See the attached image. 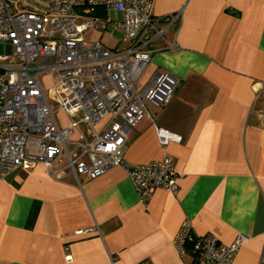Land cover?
Masks as SVG:
<instances>
[{"label":"crops","instance_id":"0c3cea01","mask_svg":"<svg viewBox=\"0 0 264 264\" xmlns=\"http://www.w3.org/2000/svg\"><path fill=\"white\" fill-rule=\"evenodd\" d=\"M171 14L177 21L153 41L139 85L168 72L176 79L173 98L161 108L147 104L150 116L129 131L122 155L133 164L169 155L177 192L157 188L144 206L120 166L94 178L68 169L53 178L42 163L17 168L0 179V264H192L172 243L185 219L223 243L245 236L232 264H259L264 0H153V17ZM157 127L181 141L163 150ZM63 165L61 158L56 167ZM86 229L93 230L78 233Z\"/></svg>","mask_w":264,"mask_h":264},{"label":"built area","instance_id":"2783aa9c","mask_svg":"<svg viewBox=\"0 0 264 264\" xmlns=\"http://www.w3.org/2000/svg\"><path fill=\"white\" fill-rule=\"evenodd\" d=\"M152 2L0 0V42L4 44L0 56V179L36 163H42L53 178L67 169L94 178L120 166L144 206L157 188L177 192L178 175L169 155L144 164L130 163L122 155L129 131L150 116L147 104L167 105L176 85L168 72L156 74L143 88L139 85L152 59L153 41L163 38L178 18V14L153 17ZM109 9L121 13V19H110ZM109 22L122 30L126 45L109 49L97 41L86 46L81 34L91 27L104 29ZM168 47L173 50L177 45ZM44 73L53 74L47 92L41 79ZM258 86L257 94H264V82ZM50 102L56 104L55 111ZM59 110L66 115L65 125L56 117ZM259 117L264 121V108ZM104 118V128L95 131L94 125ZM74 131L76 139L70 140ZM156 133L163 150L169 142L181 141L180 135L163 127H157ZM61 158L64 165L56 167ZM244 240L239 234L223 243L211 232H195L192 222L185 219L172 243L180 256L190 254L192 264H232ZM259 264H264V247Z\"/></svg>","mask_w":264,"mask_h":264},{"label":"rangeland","instance_id":"374dc122","mask_svg":"<svg viewBox=\"0 0 264 264\" xmlns=\"http://www.w3.org/2000/svg\"><path fill=\"white\" fill-rule=\"evenodd\" d=\"M101 18L105 17V13L101 14ZM108 16L112 20H120L121 13L116 12L113 9L108 10ZM123 32L120 28L116 27L114 23L109 22L106 28L102 29L99 27H91L85 30L81 37L85 42L86 46H91L94 42L99 41L104 46L108 47L109 49L113 48H123L126 45V41L123 40ZM4 54V44L0 42V56ZM44 90L47 92L48 88L53 85V74L52 73H44L41 76ZM52 109L55 111L57 106L54 102H50ZM56 117L61 122H65L66 115L62 110L56 112Z\"/></svg>","mask_w":264,"mask_h":264}]
</instances>
